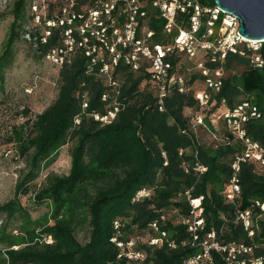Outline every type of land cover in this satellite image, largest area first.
<instances>
[{"label":"trees","instance_id":"trees-1","mask_svg":"<svg viewBox=\"0 0 264 264\" xmlns=\"http://www.w3.org/2000/svg\"><path fill=\"white\" fill-rule=\"evenodd\" d=\"M93 1L78 0L73 10L93 7ZM201 2L215 5L214 0ZM32 3L33 0L17 1L11 45L19 37L17 28L27 4L29 19L36 23L39 15V21L47 24V20L62 18L68 1L49 2L44 10L48 16H42L43 10L34 13ZM150 27L155 30L154 41L166 44L163 23L152 22ZM66 30L67 27L56 24L49 36L29 33L37 37L42 55L48 56L53 51H68ZM239 49L245 50V55H228L223 64V87L207 108H202L195 98L196 92L204 88V77L196 70L188 71V63L177 57L174 64L181 67L190 90L171 91L163 111L148 63L140 62L138 69H134L123 58L117 65L107 60L109 76H105L100 71L102 64L92 63L85 49L78 45L64 54L57 98L27 122L29 132L20 144L19 155L29 169L15 190L16 195L29 193L30 183L38 179L42 164L73 143L69 173L49 176L35 192V200H49L55 206L53 225L45 226L41 233L51 235L53 243H41L38 237H31L24 247L16 249L12 244L5 251L3 264H184L186 258L199 253L185 224L192 210L187 192L192 198L203 197L205 226L199 231L200 240L214 229L221 244L236 242L252 248L241 257L247 263L264 259V213L256 206L258 202L264 203V171L253 163L242 164L240 198L231 204L222 195L236 155L243 150L222 113L244 101L255 104L260 117L252 119L245 131L264 148V43L258 52L263 60L261 68L251 62L254 53L245 46ZM110 112L115 113L114 118H110ZM198 116L203 118L202 124L196 122ZM105 117L108 119L102 120ZM201 128L210 138L207 145L200 142ZM196 154L207 168L201 177L194 171ZM143 188L151 195L134 201ZM249 209L255 213L257 225L253 236L237 219L239 212ZM169 213L172 217H168ZM79 214L90 228L85 244L75 233ZM154 222L166 233L162 244L150 245L151 239L157 238L151 228ZM145 235H149L147 240L143 239ZM114 238L124 243L135 241L136 249L145 255L144 260L119 257L122 251L112 241ZM213 255L215 264H226L220 253Z\"/></svg>","mask_w":264,"mask_h":264},{"label":"built area","instance_id":"built-area-1","mask_svg":"<svg viewBox=\"0 0 264 264\" xmlns=\"http://www.w3.org/2000/svg\"><path fill=\"white\" fill-rule=\"evenodd\" d=\"M51 1L47 0L46 3V0H33V12L38 14L48 7ZM74 5L73 2L67 4L62 9V18L58 21L47 20L48 35L56 24L67 27L64 35L68 50L53 51L48 58L62 65L63 55L78 45L85 49L92 63L102 64L100 71L105 76H109L110 65L107 60L117 65L123 58L128 64H132L134 69H138L140 62L148 63L152 79L159 90L160 111L164 110L165 99L171 91L185 93L190 90L185 75L181 73V67L174 64L177 57L182 63H188V71L196 70L204 77V88L195 94L202 108L209 107L214 94L219 93L223 87V64L228 55H245V50H240V46H245L246 50L255 54L251 61L253 65L258 68L263 66V60L258 56L262 43L242 37L237 17L226 13L216 4L211 6L201 0H94L93 7L78 12L73 10ZM39 20L40 16L37 15L35 21ZM152 22L163 23L162 33L168 38L166 44L154 41L155 30L150 27ZM109 116L114 118L115 113L110 112ZM222 117L233 136L243 146V150L236 155L231 178L222 192L227 203L235 204L242 193V164L253 163L264 171V148L250 139L245 131L246 125L252 119L259 118L260 113L255 104L244 101L237 107L224 111ZM196 118L198 124L203 123L201 116ZM107 119L108 117H105L102 120ZM183 152L182 150L180 155ZM195 158L194 171L201 177L207 172V168L198 159V154ZM150 195L151 192L143 188L137 192L134 201H140ZM187 195L192 210L185 224L193 236L192 245H198L199 253L186 258L184 264H215L213 252L220 253L226 264H264L263 258L247 263V260L241 257L249 254L252 248L236 242L221 244L214 229L200 240L199 231H203L205 226L203 197L192 198L190 192H187ZM256 206L264 213V203L258 202ZM237 219L249 235L253 236V228L257 226L255 213L250 209L241 211ZM151 228L157 238L151 239L150 245L162 244L166 233L161 232L157 222H154ZM115 229H119L118 222L115 223ZM38 238L41 243H53L51 235L41 234ZM112 241L117 243L122 251L119 257L124 256L134 261L144 260L145 255L136 249L135 241L124 243L116 238Z\"/></svg>","mask_w":264,"mask_h":264},{"label":"rangeland","instance_id":"rangeland-1","mask_svg":"<svg viewBox=\"0 0 264 264\" xmlns=\"http://www.w3.org/2000/svg\"><path fill=\"white\" fill-rule=\"evenodd\" d=\"M17 1L0 0V264L12 244L16 249L24 247L31 237H40L45 226L53 225L54 204L49 200H35V192L49 176L69 173L73 144L69 143L50 162L42 164L38 179L30 183L29 193L16 195V186L29 169L26 160L19 155L20 144L29 132L27 122L35 119L57 98L62 66L43 56L38 49L37 37L33 38L29 33L49 36L47 24L29 19L28 4L21 26L17 28L19 37L12 45L9 43ZM67 1V4L78 2ZM57 11L58 8L53 13ZM42 16H48L47 11ZM198 133L200 142L207 145L210 142L207 132L201 128ZM75 233L82 244L89 240L90 228L83 215L77 217ZM148 236L143 239L147 240Z\"/></svg>","mask_w":264,"mask_h":264},{"label":"water","instance_id":"water-1","mask_svg":"<svg viewBox=\"0 0 264 264\" xmlns=\"http://www.w3.org/2000/svg\"><path fill=\"white\" fill-rule=\"evenodd\" d=\"M240 21L239 33L250 41L264 43V0H214Z\"/></svg>","mask_w":264,"mask_h":264}]
</instances>
